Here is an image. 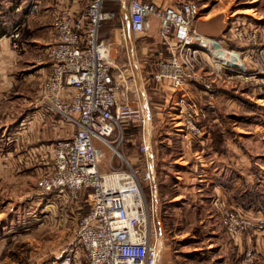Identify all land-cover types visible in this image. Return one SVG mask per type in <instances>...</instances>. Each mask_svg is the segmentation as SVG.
I'll list each match as a JSON object with an SVG mask.
<instances>
[{
  "label": "built area",
  "instance_id": "obj_1",
  "mask_svg": "<svg viewBox=\"0 0 264 264\" xmlns=\"http://www.w3.org/2000/svg\"><path fill=\"white\" fill-rule=\"evenodd\" d=\"M44 1L18 3L17 11L24 12L22 19L0 37V43L9 39L13 49H20L25 23L41 12ZM53 1L55 39L46 50L51 66L29 121L52 122L59 116L67 125V134L51 144L38 177L37 196L39 202H47L43 211L51 208L59 225L68 221L69 209L78 203L83 188L88 189L89 211L79 219L71 218L73 236L51 264H80L81 258L87 264H159L163 242L151 214L157 196L150 157L152 136L141 146L150 160L144 174L120 152L125 142L121 123L142 124L146 132L149 108H132L128 103L123 90L129 88L126 72L112 73L113 43L101 39L100 32L106 22L119 20L122 36L135 38L150 31L152 17L159 20L160 36L170 55L159 62L154 79L170 82L177 94L171 120L177 132L186 131L184 137L190 144L192 134H203L196 104H187L190 86L203 80L197 71L200 60L211 59L210 66L227 74L238 71L247 76L248 71L222 41L195 28L201 7L194 0L167 5L161 0H127L125 10L126 0ZM108 2L114 3L113 9ZM249 76L264 81L260 71ZM205 86L212 90L211 85ZM117 159L122 161L120 167L114 166ZM223 207L226 226L235 224L242 228L240 233L251 226L240 209Z\"/></svg>",
  "mask_w": 264,
  "mask_h": 264
},
{
  "label": "rangeland",
  "instance_id": "obj_2",
  "mask_svg": "<svg viewBox=\"0 0 264 264\" xmlns=\"http://www.w3.org/2000/svg\"><path fill=\"white\" fill-rule=\"evenodd\" d=\"M6 1L11 4L24 2V0ZM194 1L201 7L195 28L207 37L222 41L230 52H235L248 74L246 76L243 71L242 74L238 71L227 74L210 66L208 62L211 63V59L200 60L202 66L197 71L203 76L201 81L203 84L198 82L190 86L187 104H196L199 112L197 120L202 126L203 134L200 137L192 134V144L184 137L186 131L177 132L174 127L175 122L171 120L177 94L170 82L151 81L149 85L147 84L150 100L149 104L146 97L150 108L147 130H152V137H150L153 146L150 157L154 167L155 188H157L151 214L153 224L163 242L162 259H160L161 262L164 260L162 264H166L165 262L175 250L184 249L185 245L177 242V239L184 241L189 237L188 235L184 238L177 236L179 235L177 229L179 217L194 221L195 225L188 227L189 230L193 229L200 238L207 236V240L197 246L210 248L213 252L219 251L221 247L220 242L209 238L208 233L212 232L208 226L210 219L215 225V231H225L224 233L233 241L243 237L249 229H243L240 233L242 228L237 225L224 224L223 206L227 207L226 209L234 207L227 203L223 204V201L219 200L207 181L210 179V174L208 171L203 172L209 158L206 154L211 148L207 145L210 140H213L210 124L223 122V126L230 127L232 134L227 137L228 142L233 145L230 146L231 148L228 147L230 155L238 156L237 153L242 149L241 153L250 157L251 162L255 159L264 168V109L257 108V105L264 108V81H256L249 76L257 71L264 74V27L254 23L253 20L262 16V19L264 18V0ZM109 8L113 9V7ZM243 19L247 20L242 22ZM151 21L150 31L136 42L138 59L144 65V71L156 70V64L161 60L160 54L166 52L161 36L159 37L158 34L160 22L155 17H152ZM116 27H119L118 20L109 21L105 25V30L115 32ZM238 30L243 33L239 35ZM111 41H117L115 34ZM165 56V58L169 57ZM205 85H211L212 90L209 91ZM132 88L131 84L129 88H123L125 96L132 108H140L139 102H135L138 96L136 95V99L131 97ZM249 103L256 105V109ZM213 116L216 118L212 119ZM217 116L221 117L218 119ZM179 126L184 128L183 125ZM72 128L71 126V130ZM122 129L125 132V142L120 147V152L130 161L134 169L144 174L150 160L142 152L141 146L144 139L147 140L148 131L145 132L142 124L130 120L121 123ZM108 155H111L110 151ZM10 162L4 157L0 160V264H51L50 260L52 261L53 256L59 254L73 236L74 221L71 218L75 216L79 219L86 214L85 210H89L88 193L85 192L81 199L79 196L78 203L73 204L69 209L68 221L59 225L58 218L56 221V218L51 216V208L43 211L47 202L41 203L38 200L39 176L32 178L26 174L25 170L18 173ZM121 163L122 161L117 159L114 166L120 167ZM10 168L18 174L9 175ZM180 192L185 196H179ZM147 197H149L148 193ZM182 202L191 203V206L195 208L194 211L191 209L186 214L181 213L178 206ZM240 211L244 217L247 216L246 220L252 225V211L245 212L241 209ZM66 215L63 214L67 217ZM43 216L46 218L45 221L38 223L37 220ZM17 219L26 225L23 227L16 225ZM200 220L206 227H197V222ZM4 238L6 241L1 243ZM192 247L190 245L187 248ZM262 253L259 246L247 247L238 264H264ZM80 264H87L84 258H81Z\"/></svg>",
  "mask_w": 264,
  "mask_h": 264
},
{
  "label": "crops",
  "instance_id": "obj_3",
  "mask_svg": "<svg viewBox=\"0 0 264 264\" xmlns=\"http://www.w3.org/2000/svg\"><path fill=\"white\" fill-rule=\"evenodd\" d=\"M174 2L176 0H161V3L165 5ZM11 5L6 0L1 1L0 13H2L3 7H10ZM54 5L53 0H45L41 12L32 16L25 23L20 49H13L9 39H4L0 43V160L3 157L8 158L11 161L10 164L14 166V170H17L18 173L25 170L26 174L32 178H35L36 175L39 176L42 172L43 164L50 156L51 144L67 134V127L59 116H54L52 122L29 121V116L33 112L32 105L37 103L43 80L51 66L46 50L54 43L55 39L52 30ZM107 5L114 7L113 2H108ZM262 17L253 18V20L254 23L261 24L264 27V18L262 19ZM245 20L247 19H243L242 22ZM108 22L104 24L100 32V38L111 41L113 35H116L117 41H111L113 43L112 56L115 64L112 73L115 75L120 69L125 70L128 84L133 86L132 93H130L132 94L131 97L136 99L137 95L138 100H135V102L138 101L140 106L149 108L146 102V97L149 96L147 94V84L151 81L156 82L154 75L159 70V61L156 64V70L144 71V65L138 59L136 46L137 40L144 36L124 38L121 34L122 23L120 21L119 27H116V31L114 30L115 32H112V30L107 32L105 25ZM158 34L160 37V28H158ZM162 44L166 52L160 54L161 60L165 59V55H170L163 41ZM211 142L212 140L207 145L208 148L211 147V150L209 149L206 154L209 158L206 169H203V172L208 171L210 174V179L207 181L212 186L215 195L223 201V204L227 203L245 212L252 211V225L243 237L233 241L224 233L225 231H215V225L210 217L208 226L212 232L208 233L209 238H213L212 240L215 242H220L219 246L221 247L220 250L217 249L219 251L213 252L210 248L197 246L207 240V236L206 238H200L193 229L189 230L188 227H192L194 221L179 217V224L177 225L179 235L177 236L184 238L188 235L189 237L184 241L177 239V242L179 241L180 244L185 245L184 249L175 250L169 256V260L165 262L166 264H238L245 249L251 246H259L264 256V212L256 208L261 203L248 202V196L251 192L253 193L256 190L264 193V168L255 159L251 162L250 157L241 153L243 152L242 149L237 153L238 156L235 154L230 155V152L227 155L219 154L213 150ZM230 146L233 145L228 142V147ZM204 163L205 161L202 166H204ZM10 169L9 175L16 174L12 168ZM180 193L179 196H185L182 192ZM191 205V203L182 202L178 206V210L185 214L190 212L191 209L194 211L195 208ZM16 221V225L22 226V221L20 222L19 219ZM2 226L4 225L2 224ZM199 226L206 227L201 220L197 222V227ZM4 241H6L5 238L2 239L1 243H4ZM210 244L209 246H211ZM190 245L193 247L188 249L187 247ZM57 256L58 254L53 256L50 262L52 263ZM163 261H160L159 264H162Z\"/></svg>",
  "mask_w": 264,
  "mask_h": 264
},
{
  "label": "trees",
  "instance_id": "obj_4",
  "mask_svg": "<svg viewBox=\"0 0 264 264\" xmlns=\"http://www.w3.org/2000/svg\"><path fill=\"white\" fill-rule=\"evenodd\" d=\"M17 7L18 4H12L10 7H3L2 8V13H0V37L8 32L12 27H14L16 25V23H18L21 19L22 16L24 14V12H19L17 11ZM2 16V17H1ZM250 105H254L253 103H249ZM256 105H254L255 107ZM257 108L259 109H264L263 107H260L257 105ZM256 109V107L254 108ZM221 115V114H220ZM221 116H217V118L219 119ZM213 118H216V116H213ZM210 130L212 133V141H213V150L217 151L219 154H228V140L227 137L230 136L232 134L230 127L228 126H223V122L222 123H218V122H213L212 124H210ZM85 192L88 193V189L83 188L80 191V199L82 196L85 195ZM248 202L253 203L254 201L259 202L261 204H264V193H260L258 191H254L253 193L251 192V194L248 196ZM79 199V200H80ZM257 205V210H263L264 212V205ZM89 208V207H88ZM247 209V208H244ZM85 211H89V210H85ZM85 212V213H87ZM82 214V213H81Z\"/></svg>",
  "mask_w": 264,
  "mask_h": 264
},
{
  "label": "bare ground",
  "instance_id": "obj_5",
  "mask_svg": "<svg viewBox=\"0 0 264 264\" xmlns=\"http://www.w3.org/2000/svg\"><path fill=\"white\" fill-rule=\"evenodd\" d=\"M126 2H127V0L124 1L123 5H122V9H123V10H125ZM210 54L214 55L212 51L210 52ZM149 112H150V108H149ZM148 124H149V122H148ZM148 124H147V126H149ZM147 126H146V127H147ZM147 131H148V132H147V137H148L147 139L150 140V136H152V134H151L152 130H151V131H150V130H147ZM148 142H149V141H148ZM232 236H233V235H232Z\"/></svg>",
  "mask_w": 264,
  "mask_h": 264
}]
</instances>
